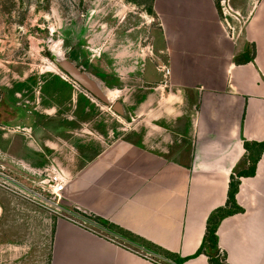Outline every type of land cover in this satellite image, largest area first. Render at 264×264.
I'll return each mask as SVG.
<instances>
[{"label": "crops", "instance_id": "1", "mask_svg": "<svg viewBox=\"0 0 264 264\" xmlns=\"http://www.w3.org/2000/svg\"><path fill=\"white\" fill-rule=\"evenodd\" d=\"M227 2L229 26L221 0V10L218 0H153L158 62L170 74L152 64L146 81L165 82L164 93L148 87L133 112L120 103L82 123L80 136L74 117L84 120L88 108H74L78 96L64 80L39 96L47 104L44 122L25 113L20 89L0 93V164L25 183L60 165L73 200L80 195L115 236L54 219L0 187V246H10L0 257L43 264L49 246V264H211L195 254L234 176L242 210L222 219L219 249L226 264H264V151L255 174L244 173L245 142H264V0ZM50 68L59 70L53 62ZM118 92L109 89L113 100ZM127 114L129 129L117 134L119 124L107 121Z\"/></svg>", "mask_w": 264, "mask_h": 264}, {"label": "rangeland", "instance_id": "2", "mask_svg": "<svg viewBox=\"0 0 264 264\" xmlns=\"http://www.w3.org/2000/svg\"><path fill=\"white\" fill-rule=\"evenodd\" d=\"M218 4L221 10L220 0ZM159 28L153 0H0V93L16 94L20 89L24 92L21 104L25 113L32 117L34 114L35 120L44 122L46 111L43 107L47 104L39 96L53 89L55 79L64 80L69 90L78 96L74 108H88L84 120L81 115L74 117L73 122L80 130L75 136H80L82 123L97 122V118L103 116L101 112L114 111L117 102L133 112L136 95L141 91L157 86L154 91L164 93L165 82L153 85L146 81L148 67L152 64L164 75L158 67L161 53L155 40ZM56 47L65 57L97 77L106 89L119 91L118 97L106 104L60 68L52 70L51 56ZM118 118L121 122L108 119L107 123L117 122L121 129L117 134H121L124 128L129 129L131 117L127 114ZM71 191L66 187L58 209L36 205L54 219L66 218L115 239L114 234L84 208L80 195L73 200ZM9 247L1 245L0 252L9 251ZM25 248L27 251V246ZM42 255L43 264H49V246ZM28 260L25 258L24 263ZM15 262L0 257V264Z\"/></svg>", "mask_w": 264, "mask_h": 264}, {"label": "built area", "instance_id": "3", "mask_svg": "<svg viewBox=\"0 0 264 264\" xmlns=\"http://www.w3.org/2000/svg\"><path fill=\"white\" fill-rule=\"evenodd\" d=\"M221 5L224 22L229 26L228 16L233 17V11L227 0H221ZM158 67L164 71L165 76L170 74V69L163 63L159 64ZM40 174L43 175V178L38 183L30 180H27L26 182L28 183H25L12 175L5 165L0 164V187L40 206H50V209L57 208L62 193L70 182L69 176L58 164L48 166ZM220 255L223 257L221 250ZM170 263L174 262L171 261Z\"/></svg>", "mask_w": 264, "mask_h": 264}, {"label": "trees", "instance_id": "4", "mask_svg": "<svg viewBox=\"0 0 264 264\" xmlns=\"http://www.w3.org/2000/svg\"><path fill=\"white\" fill-rule=\"evenodd\" d=\"M245 146L246 149L249 151L250 169L248 170V173L247 172L244 173H246V175H254L256 172L257 163L264 151V142L261 143L245 142ZM238 189H239V180L235 179L233 176L230 182V189H229V195L226 206L218 208L208 218L207 230L204 239L202 241L200 248L195 254V255H199L201 253L206 254L211 264H226L225 258L220 256L217 231L222 219L225 216L242 210V208L237 204V200H236V193ZM95 219L97 221H100L101 223H105L104 220H101L97 217H95Z\"/></svg>", "mask_w": 264, "mask_h": 264}, {"label": "water", "instance_id": "5", "mask_svg": "<svg viewBox=\"0 0 264 264\" xmlns=\"http://www.w3.org/2000/svg\"><path fill=\"white\" fill-rule=\"evenodd\" d=\"M51 58L58 68H60L64 73H66L89 93L106 104L112 103L107 95L106 88L97 77L85 69L79 67L75 62L65 57L63 54H59L56 51L52 52ZM120 106L121 104L117 102L114 108L118 109Z\"/></svg>", "mask_w": 264, "mask_h": 264}, {"label": "bare ground", "instance_id": "6", "mask_svg": "<svg viewBox=\"0 0 264 264\" xmlns=\"http://www.w3.org/2000/svg\"><path fill=\"white\" fill-rule=\"evenodd\" d=\"M54 49H55V51H56L57 53H59V54H63L62 51L60 50V48L56 47V48H54ZM106 91H107V95H108L109 99H110V100H113V99L111 98L110 94H109V90L106 89Z\"/></svg>", "mask_w": 264, "mask_h": 264}]
</instances>
